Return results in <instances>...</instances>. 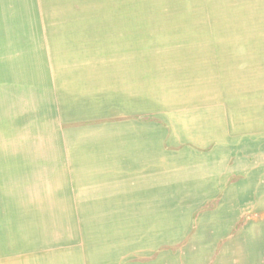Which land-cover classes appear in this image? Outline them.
Masks as SVG:
<instances>
[{
    "label": "rangeland",
    "instance_id": "obj_1",
    "mask_svg": "<svg viewBox=\"0 0 264 264\" xmlns=\"http://www.w3.org/2000/svg\"><path fill=\"white\" fill-rule=\"evenodd\" d=\"M45 17L0 73V264H264V0Z\"/></svg>",
    "mask_w": 264,
    "mask_h": 264
},
{
    "label": "crops",
    "instance_id": "obj_2",
    "mask_svg": "<svg viewBox=\"0 0 264 264\" xmlns=\"http://www.w3.org/2000/svg\"><path fill=\"white\" fill-rule=\"evenodd\" d=\"M50 24L46 23L45 0H0V73L18 72V78L21 81L27 80L29 57L38 55L39 48L43 52L46 25ZM25 66L26 73L24 72ZM10 78L12 79V76ZM4 79L6 81V75ZM2 88L3 86H0V89ZM0 103L2 113V105L7 103L5 91H0ZM262 116L264 119V115ZM243 125L247 126V123L244 122ZM241 127L243 130L247 129L242 125ZM260 129L261 123L258 127V130ZM0 152H3L2 147H0ZM242 183L245 185L246 179ZM233 199L228 197L226 200L229 206Z\"/></svg>",
    "mask_w": 264,
    "mask_h": 264
}]
</instances>
